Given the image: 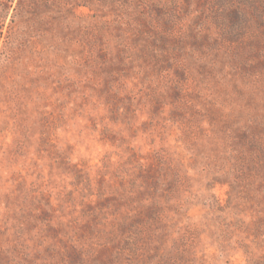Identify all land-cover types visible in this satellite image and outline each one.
<instances>
[{"label":"rangeland","instance_id":"obj_1","mask_svg":"<svg viewBox=\"0 0 264 264\" xmlns=\"http://www.w3.org/2000/svg\"><path fill=\"white\" fill-rule=\"evenodd\" d=\"M0 41V264H264V0H48Z\"/></svg>","mask_w":264,"mask_h":264},{"label":"trees","instance_id":"obj_2","mask_svg":"<svg viewBox=\"0 0 264 264\" xmlns=\"http://www.w3.org/2000/svg\"><path fill=\"white\" fill-rule=\"evenodd\" d=\"M48 2V0H0V41L5 37L6 30L11 26L8 24L6 27V19L10 12H12L11 23L16 15H25L27 13L32 18V21H38L44 4L47 5Z\"/></svg>","mask_w":264,"mask_h":264}]
</instances>
